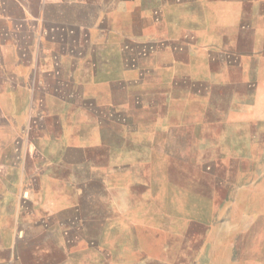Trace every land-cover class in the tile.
<instances>
[{
  "label": "rangeland",
  "instance_id": "rangeland-1",
  "mask_svg": "<svg viewBox=\"0 0 264 264\" xmlns=\"http://www.w3.org/2000/svg\"><path fill=\"white\" fill-rule=\"evenodd\" d=\"M262 2L250 7V32L235 27L236 49L264 51ZM252 66L262 80L251 90L217 83L179 107L223 118L197 152H178L169 137L170 152L163 135L153 151L139 135V151L103 152L84 147L98 139L94 121L68 136L66 121H42L41 132L0 118V264H264V56ZM231 112L251 120L228 122Z\"/></svg>",
  "mask_w": 264,
  "mask_h": 264
},
{
  "label": "crops",
  "instance_id": "crops-1",
  "mask_svg": "<svg viewBox=\"0 0 264 264\" xmlns=\"http://www.w3.org/2000/svg\"><path fill=\"white\" fill-rule=\"evenodd\" d=\"M262 1L0 0V83L18 104L0 106V118L41 132L42 121H66L60 134L68 136L94 121L98 139L84 147L103 152L139 151V135L147 151L163 135L166 150L175 152L169 137H177L178 152H197L204 136L221 134L214 126L223 118L179 107L202 103L217 83L246 91L261 83L252 59L264 51L233 41L235 27L250 32V7ZM244 116L231 112L227 120H251ZM108 134L119 140L107 142ZM20 141L10 142L14 150Z\"/></svg>",
  "mask_w": 264,
  "mask_h": 264
}]
</instances>
